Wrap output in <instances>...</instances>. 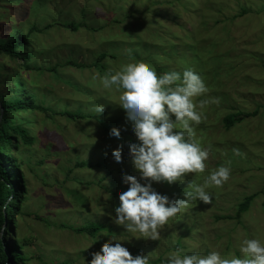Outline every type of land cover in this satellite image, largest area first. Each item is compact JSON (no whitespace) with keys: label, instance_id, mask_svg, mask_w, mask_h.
Returning <instances> with one entry per match:
<instances>
[{"label":"rangeland","instance_id":"obj_1","mask_svg":"<svg viewBox=\"0 0 264 264\" xmlns=\"http://www.w3.org/2000/svg\"><path fill=\"white\" fill-rule=\"evenodd\" d=\"M153 1L0 0V42L34 28L31 38L38 43V52H43L32 62L39 67L34 70L21 71L15 60L5 56L0 58L2 93L8 97L14 92V80L8 74L15 77L17 73H22L30 90L37 91V101L45 102L56 111L95 109L97 104L102 103L121 107L118 104L120 93L104 89L99 77L109 70H119L128 62L142 60L133 59L134 54L147 57L144 54L146 47L142 44L149 42L151 32L145 29L150 20H155L150 16L151 12L155 15L151 9ZM161 1L168 6L172 0ZM176 1L184 3V6H194L192 17L184 10L178 16L180 24L183 23L187 30L193 32L197 29L196 32L202 35L198 27L201 24L210 26V32L203 33L210 45L209 49L203 50L207 62L204 66L202 62L203 68L199 63H192V66L199 69L195 71L204 70L205 74L200 75L203 78L207 75L205 79L212 86L209 93L196 99L219 98L218 104L212 103L203 109L206 120L196 128V139L201 140V145H211L204 175L201 173L198 184H203L207 175L219 164L230 161L229 181L223 187L207 189L213 196L211 204L194 201L171 219L161 230L160 240L137 239L112 219L115 207L119 205V195L127 189V185L122 183V173L138 176L126 147L130 137L124 135L122 138L125 141L113 136L106 139V130L97 120L87 124L85 120L62 115L51 119L43 111L36 110L32 114L36 123L35 141L31 145L21 143L19 152H11L19 161L25 160L22 171L29 187L23 214L18 218L17 233L20 243L24 241L23 235L31 236L30 243L23 249V254L30 258H25V264H89L91 253L99 252L112 235L129 238L121 243L131 253L150 254L151 261L159 257L166 259L167 254L176 248L185 252L219 250L225 256L240 255L239 243L242 239L259 238L264 241V0ZM132 8L138 17L125 19L126 10ZM147 8L149 11L144 12ZM161 12L165 9L162 8ZM115 18L119 19L118 23L113 21ZM59 21L67 25L73 22L78 28L54 24ZM154 27L155 31L157 26ZM131 28H136V38L126 33ZM170 32L180 34L175 41L168 40L184 50L190 39L185 37L187 32L172 24L168 29L162 27L157 35L165 39L164 36ZM155 44L159 46L160 53L171 51V44L151 43ZM194 48L193 54L197 53L198 46ZM101 55L105 57L99 59ZM70 60L94 67L65 65ZM96 60L99 62L96 63ZM151 60L159 58L154 56ZM142 61L148 63L146 59ZM209 64L210 68L214 65L218 67L213 74L204 69ZM50 67H59L56 81L53 78L55 75L47 69ZM167 67L178 66L170 64ZM74 83L81 85L75 90L77 93L74 92ZM256 110V115L248 116ZM117 116L118 111L112 110L109 118H104L112 122ZM228 117L236 119L231 127L225 125ZM123 120L127 121L126 118ZM119 127L123 128L121 124ZM202 132L205 133L204 140L200 135ZM90 133L92 136L88 137ZM118 146H124L123 167H117L120 165L112 157V151ZM102 159L106 160L107 169L82 167L72 173L71 176L76 175L88 185L72 178L65 181L68 169L74 167L77 160L97 163ZM27 160L32 164L28 165ZM37 161L43 163L36 164ZM30 166L36 168L35 172H30ZM45 171L49 184H44L41 177H34V174L45 176ZM194 178L195 173H190L186 175V182H177L178 187H170L165 182H154L153 187L170 198H181L175 192L182 194L188 190L187 185ZM13 181L16 182L15 177ZM252 194L257 195L249 210L240 218L235 216L246 195ZM86 223H99L104 227L91 237L88 233H76L70 227L61 226Z\"/></svg>","mask_w":264,"mask_h":264},{"label":"clouds","instance_id":"obj_2","mask_svg":"<svg viewBox=\"0 0 264 264\" xmlns=\"http://www.w3.org/2000/svg\"><path fill=\"white\" fill-rule=\"evenodd\" d=\"M99 80L104 89L120 93L118 104L125 110L126 120L137 138V142L126 147L138 176L122 173V183L127 189L119 195L113 222L137 239L160 240L161 230L171 219L194 201L211 204L213 196L207 189L223 187L230 179L229 161L211 171L203 184L189 183L188 190L182 196L177 195L183 198H170L153 187L154 182L183 183L187 174L205 171L211 145H201L196 139V128L206 120L203 109L218 104L219 98L196 99L210 89L191 67L182 73L175 70L158 73L149 63L132 61L121 65L119 70L107 71ZM105 108L106 104H97L94 111L100 114ZM109 135L120 139L121 129L113 127ZM123 147L112 151L118 165L123 164ZM124 240L129 238L110 236L99 252L91 253L89 264H150V254L133 255L121 243ZM239 253L225 256L219 250L204 253L176 248L167 254L166 264H264V241L244 238L239 243Z\"/></svg>","mask_w":264,"mask_h":264},{"label":"trees","instance_id":"obj_3","mask_svg":"<svg viewBox=\"0 0 264 264\" xmlns=\"http://www.w3.org/2000/svg\"><path fill=\"white\" fill-rule=\"evenodd\" d=\"M169 3V2H168ZM184 3H179L176 0L170 1L168 6H165L166 4L161 0H155L153 1L151 5L152 11H155V16L152 12V17H155V20H150L149 23L146 26V31H150L151 34H149V44H142L144 47H146V56H137L138 54H134L133 59L135 60H148V63L153 65L158 73H165L172 70L183 72L185 68L191 67L194 70H199L196 67L192 66V63H199V65L203 66L207 62L206 59L203 57V50L207 48H210L208 39L206 40V36L203 35L205 32H210V26L206 24H201L200 28L202 35L198 34L194 30L193 32L190 30H187L185 25L182 23L180 24L178 16L181 15V13H187L188 16L192 17L193 15L192 9L194 6L189 5H182ZM157 6V7H156ZM156 7V8H153ZM135 8V6H134ZM129 9L126 10V17L127 19L129 16L132 18L134 14H136L135 9ZM162 8L165 9V12H161ZM171 8V9H169ZM149 11L148 8L144 12ZM162 16V19H161ZM2 17V14L0 13V18ZM135 17V16H134ZM189 18V17H188ZM161 19V20H160ZM190 19V18H189ZM193 19V18H192ZM204 19V17H203ZM117 20V21H116ZM202 20V19H200ZM199 20V22H201ZM114 22L118 23L119 19L115 18L113 20ZM170 22L171 24L167 25L165 22ZM196 21L189 20V22L192 23ZM54 24H62L63 26L72 27L74 29H77L76 24L73 22L70 24H66L65 22H55ZM53 24V25H54ZM82 24H85L82 22ZM82 24H78L79 26ZM149 24H153L150 25ZM175 24L179 26L181 29H183L185 32H187L186 38H190L188 41L189 43L185 45V49L181 50L179 46H176L173 41L177 39L180 34L177 32H170L166 36H164L165 39L160 38V36L157 35V31L161 32L162 27H168L171 28V25ZM149 26V28H148ZM154 26H157V31H154ZM34 28H31L30 32H21L16 37L12 38L11 40H6L4 42H0V58H10L12 60H15L17 62V67L22 70H34L39 69V67L32 65V62L35 61L36 56L39 57L43 54L42 50L41 52H38V46L31 38L32 30ZM35 30V29H34ZM136 28H131L130 30L126 31V33L131 36L132 38H136L135 34ZM175 33V34H174ZM148 37V34H147ZM171 38L170 41L168 40ZM156 41V42H154ZM39 42V41H37ZM161 42L162 44L167 43L171 44L169 49L171 51H163L162 53L159 52V46L157 44L151 45V43H157ZM198 46L197 53L193 54L195 52L194 46ZM40 49L41 45H40ZM155 50V52H154ZM24 53V54H22ZM154 56H158L159 60H151ZM199 56V57H198ZM104 58L105 55H101L99 59ZM143 57V58H142ZM98 59V58H97ZM1 60V59H0ZM141 60V61H142ZM99 60H96V63H98ZM158 63L159 66L157 65ZM173 64L178 67H174L169 69L167 66ZM65 65H74L76 67H87L88 65L93 66L92 64H81V63H75L74 61H67ZM2 64L0 63V69ZM94 67V66H93ZM202 67V66H201ZM168 68V69H167ZM203 68V67H202ZM45 69V68H44ZM49 71H51L55 76H53L54 80L56 81V78H58L59 75V67H50L47 68ZM207 73L213 74L218 69L217 65H214L210 68V64L207 68H204ZM199 74L204 75V70L196 71ZM3 73L0 71V79ZM207 76V75H206ZM204 77V79L206 78ZM8 77L14 80V92L10 96L4 95L1 91V80H0V228H2V231H0V264H25V258L27 260H30L28 256H25L23 254V249L26 245L30 243L31 236L23 235L24 241L23 243L19 242L18 238V227H19V221L18 218L21 214H23L24 204L25 201L28 199V183L26 181V177L24 174V171H22L23 165L25 163V160L19 161L18 158L14 155H12V151L16 150L19 152L21 150V143H24L25 145H31L36 138V123L35 118L32 116L33 112L36 110H41L46 115L51 116V119L55 115H62L67 116L69 118H72L74 120H85L88 123L97 120L100 125H102L107 134L106 139H111L112 136L109 135L110 129L113 127H117L121 129L119 126L120 124L123 126L121 129V137L123 141L124 138H122L124 135H128L130 137V140L128 143L131 142H137V138L135 137L134 133L132 132V127L128 128L130 124H128L127 121H124L123 118H126V112L122 107L117 106L116 104L111 106L109 103H102L106 104L105 111L100 114H96L93 108L88 107V109H78V110H61L56 111L52 109V107L47 106L45 102H38L37 91H32L27 86L26 78L22 76V73H17L14 77L13 74H8ZM19 78V79H17ZM207 82V79H205ZM69 84H72L70 82ZM207 85L209 87L212 86V83L207 82ZM69 86V85H67ZM80 84L74 83V92L75 90H78L80 88ZM56 87V85H54ZM71 87V86H70ZM92 89V88H91ZM94 91V90H89ZM19 92H22L24 96H21ZM77 93V92H76ZM2 106V107H1ZM1 108H3L4 113L1 117ZM115 110L118 111V116L115 118L112 122L107 120L104 117H108L111 114V111ZM122 111V112H121ZM258 110L248 114L250 115H256ZM242 119V116H240ZM236 122V119L233 118H226L225 125L226 127H231ZM127 123V125H125ZM116 125V126H114ZM125 125V126H124ZM202 127V126H201ZM201 130V128H200ZM202 131V130H201ZM201 138L204 140L205 133H201ZM88 137H91L92 134L90 133L87 135ZM104 138V137H103ZM115 138V137H114ZM105 139V138H104ZM103 139V140H104ZM200 143L201 140H200ZM26 151H29L27 149ZM27 164H32L31 161L27 160ZM43 161H37L36 164H42ZM220 166V164H219ZM82 167H88V169H92L94 167H100V168H106L107 169V162L105 159H102V161H98L97 163H93L90 160H82V161H76L75 166L70 167L67 172V176L65 178L66 180H69L70 178L78 181L79 183L85 184L86 181L80 180L76 175H72V173L75 172L77 168ZM117 167H123L122 165ZM29 170L31 173L35 172L36 168L30 166ZM204 175V173H203ZM202 175V176H203ZM201 173L198 174L195 173V178L192 180V183H197L200 181ZM14 177L16 178V182L13 181ZM34 177L37 179H40V177L43 179L44 184H49L46 178V171L45 176H40L38 174H34ZM203 178H201L202 180ZM187 180L185 179L184 182ZM89 183V182H87ZM166 183V182H165ZM88 185V184H85ZM169 185V184H168ZM177 185V183L172 184V186ZM170 186V185H169ZM170 186V187H172ZM175 195L182 196V194L176 193ZM257 194L252 195H246L245 200L240 204L235 216L237 215L238 218L243 216L244 212L249 210L250 205L253 201V199L256 197ZM83 197V196H82ZM81 198V196H80ZM183 198V197H181ZM245 215V214H244ZM225 216H217V218H221ZM230 217V216H227ZM62 227H70L74 232L76 233H88L91 237H95L101 230H103V224L99 223H91V224H82L80 226L76 225H61ZM180 245V244H179ZM178 245V246H179ZM136 253L137 252H132ZM151 264H166V259H163L162 257H159L154 260H150Z\"/></svg>","mask_w":264,"mask_h":264},{"label":"water","instance_id":"obj_4","mask_svg":"<svg viewBox=\"0 0 264 264\" xmlns=\"http://www.w3.org/2000/svg\"><path fill=\"white\" fill-rule=\"evenodd\" d=\"M3 113H4V110H3V108H1V117L3 116Z\"/></svg>","mask_w":264,"mask_h":264}]
</instances>
